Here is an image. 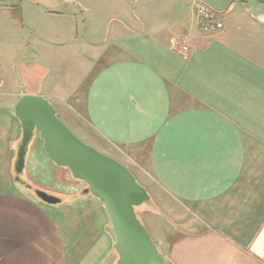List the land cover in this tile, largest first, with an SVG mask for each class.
Segmentation results:
<instances>
[{"label":"crops","instance_id":"crops-1","mask_svg":"<svg viewBox=\"0 0 264 264\" xmlns=\"http://www.w3.org/2000/svg\"><path fill=\"white\" fill-rule=\"evenodd\" d=\"M150 1L139 0L132 24L83 0H0V68L21 56L28 75L42 61L62 71L47 66L41 90L28 92L84 124L165 208L171 222L152 213V225L170 264H264L263 8L239 0L217 12L221 28L202 30L195 0H171V18L162 10L157 22ZM76 62L90 70L71 82ZM9 73L0 70V264H117L104 204L50 160L39 136L15 177L22 91ZM33 159L53 184L34 180ZM33 186L63 197L46 202Z\"/></svg>","mask_w":264,"mask_h":264},{"label":"water","instance_id":"water-1","mask_svg":"<svg viewBox=\"0 0 264 264\" xmlns=\"http://www.w3.org/2000/svg\"><path fill=\"white\" fill-rule=\"evenodd\" d=\"M13 112L22 129L14 161L16 174L23 171L27 145L37 133L50 160L67 167L72 177L86 183L84 192L89 191L104 204L114 236L117 264H170L158 252L137 217L135 206L148 201L150 196L125 164L78 138L57 117L48 99L40 94L22 90ZM34 191L46 202L58 201L56 196L45 191Z\"/></svg>","mask_w":264,"mask_h":264},{"label":"rangeland","instance_id":"rangeland-1","mask_svg":"<svg viewBox=\"0 0 264 264\" xmlns=\"http://www.w3.org/2000/svg\"><path fill=\"white\" fill-rule=\"evenodd\" d=\"M83 1L92 8V11H95V9H98V8L100 10L101 9H107V11H110V10L111 11L114 10L116 12L120 11L118 15L121 16L122 18H124L126 21H128V23H132V24H137L138 23L139 24V21L137 19H135V17L138 16V13H139V6H140L139 0H83ZM201 1L203 3H205L206 5L210 6L211 9L213 8V10L215 12L224 11V9L227 8L228 6H236L239 3V0H235V1H232V0H200V2ZM247 1L255 2L256 4H260V6H262L263 12L259 13V15H260V17L262 19H264V3H261L260 1H257V0H247ZM173 2L174 1H171V0H156V1L152 0V1H150V4L148 2L147 3V7L149 6V8H151L150 11H149L150 12L149 16L151 17V19L154 22L155 21L157 22L162 17H168L169 16V18H171V15H169L170 13L168 12V10H170V12H172L171 10L173 8H175V5L173 4ZM156 10H158V11H156ZM162 10H164L165 13L168 14V16H162V15L161 16L160 15L156 16V13H161ZM90 12L91 11H86L85 14L87 15ZM253 12L256 15L258 13L256 11H253ZM82 23H83V21L81 20L80 23H79L80 27L82 26ZM25 50H26L25 47H20L19 48V53L21 54L22 51H25ZM93 50H95V49L94 48L85 49L84 53H85V55L89 56L93 52ZM6 52H7L6 56L9 57L11 49L7 48ZM28 61L29 60H27L26 58L23 59L20 56L17 64L12 63V62H7L6 64H3L2 68H0V70L2 69V71H6L7 73L10 72L7 76L11 77L12 80L17 76V80H18V82L20 84V89H21V91L24 90L25 93H29L28 91H31V90H41L42 86L45 83L44 82L45 78L47 76V72H48L47 66H49V68L52 71V73L50 75H54L55 74L56 76H58V74L62 72V71H56L55 72V70H54L55 69V64L54 63L42 61V62H35L33 64V72L28 75V73H29L28 72V66L31 65V64L27 63ZM79 63L80 62H76V63H73L71 65L68 64V66H67V71L72 76V79L70 80L71 82L76 80V78L78 77L80 72H81V75H82V73L84 74V72L86 71L85 68H87V70L88 69L90 70V65L89 64H82V66L85 67V68H83L82 66L81 67H77V66L81 65ZM11 65H13V72L11 71V68H10ZM15 73H17V75ZM86 76H87V73H86ZM11 86L9 87V89H11ZM29 94H33V93H29ZM50 103L54 107L57 117L78 138H80L82 141L92 145L93 147H95L96 149L100 150L101 152H104V153L114 157L115 159H117V160H119L121 162V160L119 158H116L110 152H107L106 150L101 148L99 145L95 144L93 142V140L90 139V137L88 135V132H89L88 128H86V126L84 124L80 123L79 121L76 122V124L71 122L68 118H66L61 113V111H59L57 109V106L53 102H50ZM34 135H37V133H35ZM24 166H25V164H24ZM28 168L33 173V177H34V180L36 182H38V183H40L42 185H45V184H48V183H52V181H51V179L49 177L50 176V171H46L47 174L49 173L48 175L47 174H44L43 176L41 175V173L43 171H42V168L38 167V160L33 159L32 163L30 165H28ZM68 172H70V171H68ZM23 173H24V168H23L22 174ZM135 179L137 180L138 183H140V181L136 177H135ZM33 188H34V190L35 189H38V190H42L43 189L41 187L38 188L36 186H33ZM83 190H84V187H83ZM42 191H45V190H42ZM45 192H47V191H45ZM147 192H148V190H147ZM47 193H51V192H47ZM51 194H53L54 196H56V195L60 196V197L62 196V195H59L58 193H51ZM149 196H150L149 200L148 201H144L140 205H138L136 207L135 211H136L137 217L140 219L141 223L144 225V227L146 228V230H147L148 234L150 235L151 239L155 243L154 230H153V225L152 224L154 222H156V221L154 220V217H153L152 213H154V215H155V213L157 214L156 218H158L157 220H159L161 223L171 222V219L168 217V213L165 211V208L162 210L161 207L157 206L156 203L153 201L152 195L149 194ZM157 209H159L160 211H156Z\"/></svg>","mask_w":264,"mask_h":264},{"label":"built area","instance_id":"built-area-1","mask_svg":"<svg viewBox=\"0 0 264 264\" xmlns=\"http://www.w3.org/2000/svg\"><path fill=\"white\" fill-rule=\"evenodd\" d=\"M195 11L197 24L200 29L213 30L222 27L220 15L199 0H195ZM175 45L183 52H186L188 49V43L184 37L179 38Z\"/></svg>","mask_w":264,"mask_h":264},{"label":"trees","instance_id":"trees-1","mask_svg":"<svg viewBox=\"0 0 264 264\" xmlns=\"http://www.w3.org/2000/svg\"><path fill=\"white\" fill-rule=\"evenodd\" d=\"M17 12H19L18 9H17ZM17 19H18V21H20V16H19V15L17 16ZM14 175H15V177L17 178L18 181H21V180H22V172H21L20 174H16V173L14 172ZM136 207H137V206H135V209H136ZM156 211H160V210L157 209ZM168 263H169V262H168Z\"/></svg>","mask_w":264,"mask_h":264}]
</instances>
